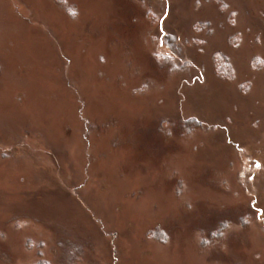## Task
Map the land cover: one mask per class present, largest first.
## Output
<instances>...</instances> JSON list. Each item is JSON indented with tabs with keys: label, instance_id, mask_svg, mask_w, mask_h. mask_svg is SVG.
<instances>
[{
	"label": "rangeland",
	"instance_id": "obj_1",
	"mask_svg": "<svg viewBox=\"0 0 264 264\" xmlns=\"http://www.w3.org/2000/svg\"><path fill=\"white\" fill-rule=\"evenodd\" d=\"M40 259L264 264V0H0V264Z\"/></svg>",
	"mask_w": 264,
	"mask_h": 264
},
{
	"label": "trees",
	"instance_id": "obj_2",
	"mask_svg": "<svg viewBox=\"0 0 264 264\" xmlns=\"http://www.w3.org/2000/svg\"><path fill=\"white\" fill-rule=\"evenodd\" d=\"M221 57H219V56L215 57V63H216L217 69L219 71H221L222 73H224V72L229 73L228 72L229 67L227 65H225V67H224L222 64V63H225L226 59L223 58L222 55H221ZM30 264H54V263H52L51 261H49L47 259H40L37 262L30 263Z\"/></svg>",
	"mask_w": 264,
	"mask_h": 264
}]
</instances>
